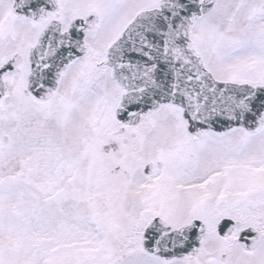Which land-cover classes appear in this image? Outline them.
Here are the masks:
<instances>
[{"label": "rangeland", "instance_id": "obj_1", "mask_svg": "<svg viewBox=\"0 0 264 264\" xmlns=\"http://www.w3.org/2000/svg\"><path fill=\"white\" fill-rule=\"evenodd\" d=\"M158 1L61 0L58 15L63 27L88 14L99 18L96 31L85 37L87 57L67 69L47 104L18 109L0 104L1 154L12 149L15 139H26L25 129L36 132L39 126L51 124L66 139L77 117V124L88 132L83 161H68L72 167L66 171H59L60 165L55 169L50 193L57 198L58 223L65 228L55 233L53 249L47 244L29 246L31 255L24 264H198L215 253L210 249L215 248V208L222 203L243 214L248 219L243 224L264 229V153H260L264 128L255 136L234 131L196 138L187 133L180 110L164 106L136 129H127L122 136L126 146L118 138L120 126L113 113L121 89L104 66L105 51L137 12L156 8ZM11 6L12 0H0V13L7 16ZM11 19L10 35L0 36V64L16 49L25 55L44 25ZM189 38L214 79L264 85V0H218L191 29ZM28 71L26 63L5 78L6 85H16ZM238 156L235 165L224 170L229 166L226 162ZM149 164L152 168L145 175ZM117 167L120 171L115 173ZM149 198L150 206L145 207ZM34 208L39 215L41 200ZM154 217L173 228L201 220L207 230L198 256L171 263L146 256L141 234ZM121 246L127 249H116ZM237 250L232 261L264 264V239L249 253Z\"/></svg>", "mask_w": 264, "mask_h": 264}, {"label": "water", "instance_id": "obj_2", "mask_svg": "<svg viewBox=\"0 0 264 264\" xmlns=\"http://www.w3.org/2000/svg\"><path fill=\"white\" fill-rule=\"evenodd\" d=\"M59 0H13V13L34 22L58 10ZM216 0H161L159 9L143 12L108 48L105 64L123 89L115 110L123 126L140 120L164 104L179 107L192 135L225 134L234 129L257 133L264 123V88L213 81L193 56L190 28ZM97 26L96 17L73 21L64 33L50 23L30 53V92L45 101L65 69L86 56L83 37ZM13 63L0 70L10 72ZM3 88L0 84V96ZM204 229L198 222L171 233L154 220L143 233L144 251L166 261L195 256Z\"/></svg>", "mask_w": 264, "mask_h": 264}, {"label": "bare ground", "instance_id": "obj_3", "mask_svg": "<svg viewBox=\"0 0 264 264\" xmlns=\"http://www.w3.org/2000/svg\"><path fill=\"white\" fill-rule=\"evenodd\" d=\"M76 118L66 139L51 124L40 122L42 128L39 126L36 132L25 129L26 139H15L12 149L0 153V264H24L31 255L29 246L47 244L53 249L55 233L65 228L58 223L57 198L50 190L54 188L58 165L59 171H66L72 167L68 161H83L81 151L88 132L77 124ZM260 153H264V146ZM240 157L226 162L228 167H233ZM3 187H8V191H3ZM28 197L37 202L27 201ZM39 200L42 208L35 215Z\"/></svg>", "mask_w": 264, "mask_h": 264}, {"label": "flooded vegetation", "instance_id": "obj_4", "mask_svg": "<svg viewBox=\"0 0 264 264\" xmlns=\"http://www.w3.org/2000/svg\"><path fill=\"white\" fill-rule=\"evenodd\" d=\"M12 25L13 24L10 23L8 19L5 23L4 29L2 30L3 33L1 34L10 35ZM17 51L18 50L16 49L14 53L18 54L22 59V66L20 69L22 70L23 65L25 64V61L23 58L24 53L17 52ZM9 56H7L6 59H3L0 66L7 61ZM4 83L6 86L5 98L7 101H6V104H3V102H0L1 105H8V106L12 105V107L16 109H18L19 107H22V105H33L34 107L43 106L41 103H37L35 100H33V98L29 97L26 94L25 78L23 80H19V83L17 82L16 85L11 86L10 88L8 87V85H6V81H4ZM21 100H24V101H21ZM16 102H21V103H16ZM120 133L123 134L124 131ZM130 138L134 139L135 136L132 134L130 135ZM122 143H125V141H122ZM221 205L222 207L219 208L217 211L215 208V248H210V249H215V253L210 255L211 257L209 260H205V259L201 260V262H199L198 264H238L239 262H237V260L232 261L233 257L238 251L237 249H239L240 251H245V249H247L244 245L240 244L238 241V234L243 230H253L254 233H258L259 234L258 243L264 239V229L262 230V232H260L259 228H255L251 225L243 224L244 221L248 220V219L245 220L243 218V214H241L240 212H234V209L229 207L230 206L229 203H222ZM144 206L146 207L147 205H144ZM139 211L140 210L137 208L135 212L138 217H139ZM220 221H230L234 224V226L237 229L234 230L229 237L221 238L217 234V224ZM137 223L135 224V227L139 225V221ZM256 248H257V245L254 246L252 249H256ZM116 249H127V247L121 246V247H117ZM122 258H124L123 255H122Z\"/></svg>", "mask_w": 264, "mask_h": 264}]
</instances>
